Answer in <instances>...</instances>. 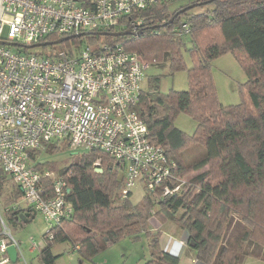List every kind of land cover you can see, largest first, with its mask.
Returning <instances> with one entry per match:
<instances>
[{
	"label": "trees",
	"instance_id": "obj_1",
	"mask_svg": "<svg viewBox=\"0 0 264 264\" xmlns=\"http://www.w3.org/2000/svg\"><path fill=\"white\" fill-rule=\"evenodd\" d=\"M171 1L139 12L141 23L135 34L87 38L91 42L99 38L120 41L127 50L170 72L186 68L187 89L162 93L158 90L160 76L148 77L149 89L142 87L134 106L153 140L176 161L174 172L163 182L174 185L181 181L179 188L162 195L159 184L145 189L137 203L129 200L130 194L114 203L112 193L122 181V165L97 149L77 154L59 174L69 187L65 197L72 212L44 232L45 243L38 251L40 264H55L58 255L52 246L57 242L68 240L81 256L89 257L120 237H136L139 232L145 233L151 252L146 264H178V256L164 251L159 232L152 231L151 216L174 220L185 230L187 243L201 264H238L247 255L264 259V0H195L190 7L175 9L170 8ZM195 6L197 10H193ZM183 23L187 31L178 33ZM58 37L53 34L45 40ZM68 42L64 39L60 45ZM41 46L40 51H46L53 44ZM184 50L192 59L189 67ZM225 52L233 53L243 67L248 101L223 105L216 98L210 61ZM180 111L196 121L191 135L172 123ZM190 142L204 146L203 155L192 166L178 157L179 150ZM96 158L101 171L95 170ZM44 164L35 161L33 166L44 171ZM206 165L207 169L184 181L187 168L198 170ZM4 175L0 171V181ZM44 184L51 192L49 177H44ZM155 204L157 211L153 210ZM179 208L183 213L174 218ZM23 209H11L10 219ZM230 227L240 230L237 251L225 247L230 243Z\"/></svg>",
	"mask_w": 264,
	"mask_h": 264
},
{
	"label": "built area",
	"instance_id": "obj_2",
	"mask_svg": "<svg viewBox=\"0 0 264 264\" xmlns=\"http://www.w3.org/2000/svg\"><path fill=\"white\" fill-rule=\"evenodd\" d=\"M165 1L0 0V171L21 191V207H34L50 226L72 212L65 177L33 166L30 153L51 142L109 154L122 165L121 198L138 181L145 189L161 184L162 195L178 190L181 181L163 182L174 172L175 159L153 140L134 109L152 63L120 41L87 38L126 28L136 33L138 13ZM182 31H187L184 23L178 28ZM53 34L72 36L65 46L58 42L46 51L27 50L26 45ZM94 165H99L98 158ZM44 177L51 179V192ZM9 244L18 256V241L0 211V264L10 262Z\"/></svg>",
	"mask_w": 264,
	"mask_h": 264
},
{
	"label": "rangeland",
	"instance_id": "obj_3",
	"mask_svg": "<svg viewBox=\"0 0 264 264\" xmlns=\"http://www.w3.org/2000/svg\"><path fill=\"white\" fill-rule=\"evenodd\" d=\"M195 0H173L170 2V8L175 9L181 5H187ZM195 6L193 10H197ZM2 37L6 36V26L3 28L1 34ZM13 48H21L17 45H13ZM42 46H33L27 48V50L33 52H39L42 50ZM183 59L186 67L192 65V59L189 53L183 51ZM212 81L215 89V95L217 100L223 105L236 104L241 100L248 101V96L243 83L246 80V74L243 70L242 65L237 60L235 55L231 52H225L218 55L210 61ZM160 76L158 83V90L162 93H166L171 89L185 90L188 88V79L186 68L179 69L173 72L168 71L167 67L159 68L152 65L146 71V77L143 81L144 89H149L148 77ZM173 125L181 129L184 133L191 135L196 128V121L192 116L185 112L180 111L173 119ZM87 150L76 149L71 150L63 142H53L48 147H45L42 151H36L33 158L36 162L45 163L42 167L49 169L52 175H58L62 173L76 157L77 154L86 153ZM204 153V146L201 142H190L182 147L178 152V157L186 165H193ZM96 171H101V167L94 165ZM207 169V165L201 169L194 170L187 168V172L183 175L184 181L196 173ZM123 172L120 170L119 175L122 176ZM120 185L113 190L112 198L114 203H119L122 198L119 195ZM145 188L143 181H138L132 188L129 195V200L132 203H137L143 197ZM24 202L19 197L17 186L10 179L8 175L0 181V211L7 227L10 230L11 235L18 241L20 253L16 261L9 262L8 264H40L38 258L39 248L45 243L43 237L44 232L50 227L48 222L44 219L39 211L30 215L27 220L16 219L12 220L11 212L7 213L4 209L10 206H23ZM158 205L153 206V210H158ZM183 213L181 208L174 212V218H178ZM152 231H158L159 234L172 235L176 240L181 239L182 244L179 243L178 253L176 254L179 258L178 264H201L196 258L194 251L190 248L187 243V233L181 229L174 220L169 218L157 219L151 216L149 219ZM185 231V232H184ZM222 230L221 236L224 234ZM230 243L226 244L225 247L230 248L232 251H237L239 247V234L240 230L231 229L230 227ZM182 233L184 234L182 236ZM182 237H184L182 239ZM226 236L221 238L216 243L214 251L217 247L221 246ZM147 237L144 232H139L136 237L122 236L117 240H114L106 244L102 249L89 257L81 256L77 249L74 248L73 244L68 241H61L53 244V251L58 254L55 260V264H146L151 258L150 248L148 246ZM32 242L35 244L32 246ZM247 240L241 245L244 250ZM233 248V249H232ZM230 251L231 253H233ZM238 264H264V259L245 256L244 260Z\"/></svg>",
	"mask_w": 264,
	"mask_h": 264
},
{
	"label": "water",
	"instance_id": "obj_4",
	"mask_svg": "<svg viewBox=\"0 0 264 264\" xmlns=\"http://www.w3.org/2000/svg\"><path fill=\"white\" fill-rule=\"evenodd\" d=\"M192 4H189L187 7H190L192 6ZM183 10L180 9L179 11H177V13L181 12ZM98 34H102V35H112V36H122V35H129V34H135L134 31H132L131 29L129 28H126V29H123V30H118V31H99V32H96ZM70 36L72 35H66V36H62V37H59L55 40H46V41H41V42H36V43H33V44H29V45H26L28 47H33V46H41V45H47V44H52V43H58V42H61L62 40L64 39H67L69 38ZM0 43H4L2 41H0ZM7 44H14L13 42H5ZM67 191H69V187H67ZM26 208V209H25ZM36 212L35 208L34 207H24L23 210H20L16 215H15V219H22V220H27L28 216L31 214H34ZM6 252L8 254V257H9V260L11 262H14L16 261L17 259V251H16V247L14 246V244H9L7 245L6 247Z\"/></svg>",
	"mask_w": 264,
	"mask_h": 264
},
{
	"label": "crops",
	"instance_id": "obj_5",
	"mask_svg": "<svg viewBox=\"0 0 264 264\" xmlns=\"http://www.w3.org/2000/svg\"><path fill=\"white\" fill-rule=\"evenodd\" d=\"M30 216V215H29ZM28 216V217H29ZM15 220V219H14ZM185 232V231H184ZM184 234L182 233V236H183ZM184 237H182V239H183ZM177 238H174L172 235H169V236H167V235H164L163 233H161L160 234V236H159V241H160V244H161V246H162V248L164 249V251H167V252H169V253H171V254H177L178 252V249L180 248L179 247V242H178V240H176ZM180 240V239H179ZM52 252L54 253V254H57V253H55L54 251H53V246H52ZM58 255V254H57ZM58 257V256H57Z\"/></svg>",
	"mask_w": 264,
	"mask_h": 264
}]
</instances>
